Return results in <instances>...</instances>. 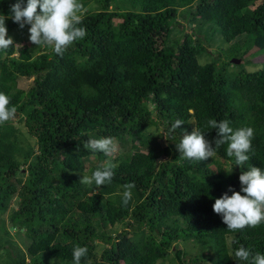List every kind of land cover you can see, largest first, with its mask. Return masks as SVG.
<instances>
[{
	"label": "trees",
	"instance_id": "trees-1",
	"mask_svg": "<svg viewBox=\"0 0 264 264\" xmlns=\"http://www.w3.org/2000/svg\"><path fill=\"white\" fill-rule=\"evenodd\" d=\"M16 2L0 0V15ZM79 2L87 35L62 56L5 19L13 46L0 51V92L16 112L0 123V212L10 208L0 264H73L77 245L88 249L81 264H245L240 246L264 254V222L232 232L212 210L240 191L242 172L264 170V0ZM216 40L232 57L260 52L261 67L225 60ZM209 119L254 129L248 161L235 165L227 144L198 163L180 159L176 145L194 128L214 141ZM104 137L117 144L110 156L84 147ZM106 160L111 183H79Z\"/></svg>",
	"mask_w": 264,
	"mask_h": 264
},
{
	"label": "clouds",
	"instance_id": "clouds-1",
	"mask_svg": "<svg viewBox=\"0 0 264 264\" xmlns=\"http://www.w3.org/2000/svg\"><path fill=\"white\" fill-rule=\"evenodd\" d=\"M83 10L84 6L79 0H27L23 6L20 0H17L10 7V17L0 15V51L6 52L13 46V39L8 36L5 26V19L10 18L21 29L25 25H30L28 39L33 45L49 48L55 54L62 56L67 47L87 35L86 29L78 26L82 24ZM9 105L10 98L0 92V123L14 117L16 108ZM182 124V120H175L171 125V131H175ZM205 126L216 130V138L212 142L215 147L205 139L206 132L194 128L190 134H183L176 145L181 160L198 163L212 158L216 155V150L224 144H227L226 155L234 158L235 165H243L249 160L247 153L251 151L254 129L241 127L233 130L228 120L218 122L215 119L207 120ZM84 147L92 152L103 153L105 156H110L116 150L114 139L111 137L89 140ZM115 167L116 165L110 160H106L91 175L82 176L79 183L89 187L95 185L97 188L107 185L114 177ZM231 170L232 167L226 172L231 173ZM238 179L240 191L229 188L232 194L228 195L227 192L222 194L212 205L213 212L221 216L227 230L232 232L243 230L246 226L254 228L264 222V170L250 166L247 171L239 175ZM123 188L121 204L127 206L132 199L131 190L135 188V184L127 183ZM9 206L13 207L12 203ZM9 209L7 208L6 211ZM87 253V247L74 246L73 264H81V259ZM234 256L245 264H264V254L259 252L253 254L243 246L235 250Z\"/></svg>",
	"mask_w": 264,
	"mask_h": 264
},
{
	"label": "rangeland",
	"instance_id": "rangeland-1",
	"mask_svg": "<svg viewBox=\"0 0 264 264\" xmlns=\"http://www.w3.org/2000/svg\"><path fill=\"white\" fill-rule=\"evenodd\" d=\"M94 9H97V7H94ZM196 36H197V35H196ZM200 36H201V35H200ZM202 36H203V35H202ZM216 43H217V46H218L219 48L223 49V50L221 51V57H222V58H224L225 60H228V61H231L233 58H238V59H240V57H232V56H231V52L225 50V49L231 47V46H230V45H231L230 43H223V44H222V41H217V40H216ZM215 51H216V47H215V45L213 44V45H211V46H209V47L207 48V52H206V53H209V52H210L211 55H214V56L216 57L217 55H216V52H215ZM259 59H262V57H261V53H260V52H257L255 49H253L252 51H249V52L245 55L244 58L240 59L241 61H240L239 63H241V62H243V63H248V64H250L249 69H250V70H253V69H256V68L261 67L262 61H257V60H259ZM239 63H238V64H239ZM29 81H30L29 78L21 77V78L18 79V84H17V86H18L19 88L25 89V88L28 87ZM115 141H116V140H115ZM162 143H163V142H162ZM115 145H116V149H117V144H115ZM86 170H87V169H85L84 171H86ZM12 205L15 206L14 203H12ZM7 212H8V210H7L6 212H0V224L5 225V224L7 223V220H6ZM11 231H12V233H13L14 238L17 239V240H19V238H18L17 235L15 234L16 232H15L14 230H11ZM0 263H1V260H0Z\"/></svg>",
	"mask_w": 264,
	"mask_h": 264
},
{
	"label": "water",
	"instance_id": "water-1",
	"mask_svg": "<svg viewBox=\"0 0 264 264\" xmlns=\"http://www.w3.org/2000/svg\"><path fill=\"white\" fill-rule=\"evenodd\" d=\"M231 61H232L233 63H239V62H240V59H238V58H233Z\"/></svg>",
	"mask_w": 264,
	"mask_h": 264
}]
</instances>
